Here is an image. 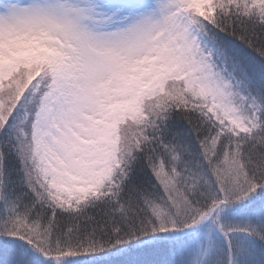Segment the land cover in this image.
I'll list each match as a JSON object with an SVG mask.
<instances>
[{
    "label": "snow or ice",
    "instance_id": "obj_1",
    "mask_svg": "<svg viewBox=\"0 0 264 264\" xmlns=\"http://www.w3.org/2000/svg\"><path fill=\"white\" fill-rule=\"evenodd\" d=\"M0 264H264V0H0Z\"/></svg>",
    "mask_w": 264,
    "mask_h": 264
},
{
    "label": "trees",
    "instance_id": "obj_2",
    "mask_svg": "<svg viewBox=\"0 0 264 264\" xmlns=\"http://www.w3.org/2000/svg\"><path fill=\"white\" fill-rule=\"evenodd\" d=\"M207 223L203 224L201 226V229H198L203 232V235L205 236V238H207L211 232L215 231V228H216V226L213 223H211L210 225H208Z\"/></svg>",
    "mask_w": 264,
    "mask_h": 264
},
{
    "label": "rangeland",
    "instance_id": "obj_3",
    "mask_svg": "<svg viewBox=\"0 0 264 264\" xmlns=\"http://www.w3.org/2000/svg\"><path fill=\"white\" fill-rule=\"evenodd\" d=\"M22 2H23V0H22ZM211 223H212V222H211V220H210V221H208V223H207V224H208V225H210Z\"/></svg>",
    "mask_w": 264,
    "mask_h": 264
}]
</instances>
